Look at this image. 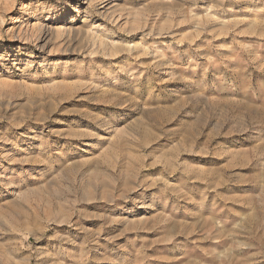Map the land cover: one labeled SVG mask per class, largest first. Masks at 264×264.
Masks as SVG:
<instances>
[{
	"label": "rangeland",
	"instance_id": "obj_1",
	"mask_svg": "<svg viewBox=\"0 0 264 264\" xmlns=\"http://www.w3.org/2000/svg\"><path fill=\"white\" fill-rule=\"evenodd\" d=\"M0 264H264V0H0Z\"/></svg>",
	"mask_w": 264,
	"mask_h": 264
}]
</instances>
